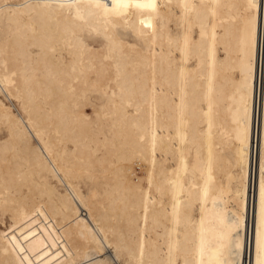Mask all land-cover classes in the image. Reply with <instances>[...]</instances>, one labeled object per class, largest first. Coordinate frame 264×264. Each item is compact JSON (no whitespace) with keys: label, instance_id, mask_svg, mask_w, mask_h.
I'll list each match as a JSON object with an SVG mask.
<instances>
[{"label":"bare ground","instance_id":"obj_1","mask_svg":"<svg viewBox=\"0 0 264 264\" xmlns=\"http://www.w3.org/2000/svg\"><path fill=\"white\" fill-rule=\"evenodd\" d=\"M0 264H264V0H0Z\"/></svg>","mask_w":264,"mask_h":264},{"label":"rangeland","instance_id":"obj_2","mask_svg":"<svg viewBox=\"0 0 264 264\" xmlns=\"http://www.w3.org/2000/svg\"><path fill=\"white\" fill-rule=\"evenodd\" d=\"M88 111L90 112V110H88ZM132 168H133V170H134L135 173H137L138 175L141 174V169L137 165H134ZM81 186H82V188H83L84 191L87 190V186H86V184H85L84 181H81Z\"/></svg>","mask_w":264,"mask_h":264}]
</instances>
